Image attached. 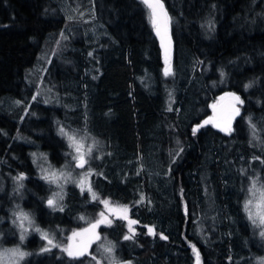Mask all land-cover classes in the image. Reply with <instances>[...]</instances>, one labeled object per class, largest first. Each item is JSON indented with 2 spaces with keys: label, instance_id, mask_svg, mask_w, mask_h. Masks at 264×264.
I'll return each instance as SVG.
<instances>
[{
  "label": "trees",
  "instance_id": "1",
  "mask_svg": "<svg viewBox=\"0 0 264 264\" xmlns=\"http://www.w3.org/2000/svg\"><path fill=\"white\" fill-rule=\"evenodd\" d=\"M161 2L170 66L144 0H0L4 197L19 170L29 179L20 198L37 210L52 198L57 180L42 176L39 161L65 171L72 130L98 152L91 192L63 185L56 222L92 218L95 193L133 205L142 225L167 237L140 229L121 240L119 260L262 264L264 235L245 201L253 186L264 190V0ZM231 93L243 101L232 129L194 134ZM1 201L0 223L9 207ZM22 264L74 263L49 255Z\"/></svg>",
  "mask_w": 264,
  "mask_h": 264
},
{
  "label": "flooded vegetation",
  "instance_id": "2",
  "mask_svg": "<svg viewBox=\"0 0 264 264\" xmlns=\"http://www.w3.org/2000/svg\"><path fill=\"white\" fill-rule=\"evenodd\" d=\"M28 181L29 179L27 178L26 173L20 172L19 170L18 173L13 176L14 185L10 186V190L7 192L8 194L6 202L9 206L6 207L5 211L7 215L1 217V220H3V218L5 220L1 221L0 223V240L2 242H5V244H8V246L17 248L19 247L20 250L24 251L27 250L29 253H31V257L58 255L70 262H73L74 264H80L79 262H83L88 258L93 259L92 253L99 246V244L104 245V250H107L109 248V244L114 245L112 250L109 251L114 254L122 252L123 247L121 246V240H125V236H131V238L135 237L137 233L140 232V229L142 231H145L152 237L161 238L162 234H158L156 229L151 228V226L148 225H142L140 223V220L136 218V216H134L136 210L134 209L135 207L133 205L123 204L114 200L109 201L104 198L91 199V201L98 207L95 211L96 213L92 215V218H88L91 222L85 221L88 224L83 222L78 223L77 218L69 220L67 222L63 221V219H61V221L59 222H56L54 220L57 219L56 215L52 216L50 213L53 211H61L60 209L62 207L57 206L56 204L54 207H50L48 205V200L52 198L39 199L37 201L40 205V208H38V210L36 209L37 206L35 207V204L37 205L36 200L33 202H26V200L24 201L23 198H20V190H23L27 187ZM0 182H2L3 184V179L2 181L0 180ZM103 201H108V205L106 206L104 203H102ZM109 202L120 206L130 205L132 210L129 215V219H126L124 221L114 220L112 216L106 213V209L109 207V205H111L109 204ZM36 210L39 212H37ZM12 211H17V215L12 216ZM21 211L25 212L28 215V220L32 221V224H30L28 221L23 222L24 224H30L28 226V235L26 234V237L24 235L22 236L20 232V220L22 217L19 213ZM101 213H104L105 222L100 223L97 226L98 239L93 242L87 243L83 247V249H81L83 250V255L69 256L67 251L63 256L62 254L58 253V250L64 244L66 248H70L73 253L81 251H78V248L83 243V239L79 236V234L86 230L88 227H91L92 224H95L97 220H100ZM130 221H136L137 223L130 225ZM36 229H39L40 231H37ZM115 229L123 230L124 234L117 236L116 232L110 233L111 230ZM149 229H153V232L150 233ZM44 233L47 234V239H45L43 235ZM74 233H76L77 235H74ZM112 235L118 237V240L116 241L115 239L110 238ZM21 237H23V239H21ZM49 240L52 241L51 244H49ZM31 257L27 259H30Z\"/></svg>",
  "mask_w": 264,
  "mask_h": 264
},
{
  "label": "rangeland",
  "instance_id": "3",
  "mask_svg": "<svg viewBox=\"0 0 264 264\" xmlns=\"http://www.w3.org/2000/svg\"><path fill=\"white\" fill-rule=\"evenodd\" d=\"M167 64L168 66L171 65L170 57L167 59ZM53 76L56 77L55 74H53ZM55 85L58 88L61 87V84L59 83V81ZM48 88L51 89L50 86H48ZM235 97H238V96L233 93L222 95L217 100V102L213 105L212 115L208 119L205 120L209 122L205 124V121H204L201 125L203 126L212 125L213 127L222 130L219 127L220 122L222 123V121H219V119L217 118L216 110L219 107V105L223 101H225L227 98H234L236 101L238 112L231 114L227 120V123H229V126H230L228 131H230L232 129V124H233L234 119L237 117V115L240 112L239 105L241 103L240 102L241 100L240 98L239 100H237ZM65 136L67 138V141L70 147V154L64 165V168L66 169L65 171H57V172H55L54 170L49 171L48 169H46L47 166L45 165V161L43 159L39 161V170L41 171L42 176L48 178L47 180H57V182L56 181L51 182L55 186L52 199H54V202L56 205H59L62 203L61 198L65 194L64 193L65 189L63 185L67 186L69 184H76V186L79 189L82 190V187H83V191L85 192L89 191L88 186L90 185V178H91V172H92L91 167L89 166L91 165L93 154L95 153V156H96V153L98 152V147L97 146L95 147V144H93V141L90 138H88L86 134L68 130V131H65ZM69 137H73L77 145L80 146L79 153L76 152L74 147L70 146ZM89 150H90V154H89ZM79 155H83L84 159L87 161V163H85L86 167L84 166L82 169L76 168V165L78 164V162L76 159H73V156L78 157ZM89 172L90 174L85 176V173H89ZM2 179L3 177L0 176L1 181ZM80 181H84V184L81 185ZM16 182H17V179H16ZM2 198L7 199V194L4 197V189L2 186V182H0V201L2 200ZM109 204H112V203L109 202ZM245 205H247L246 207L247 211L249 215L252 217L253 221L256 223L259 229L264 233V190L257 186H253L247 193ZM21 213H25V212L21 211L19 214ZM13 215H17V211H14V212L12 211V216ZM26 221L29 222V220H24L22 218L20 220V227H21L20 232L22 236L24 235L25 237L28 235V226L30 225L29 223L28 224L23 223ZM85 221L88 222L90 220L88 218L87 219L84 218L82 219L81 223L82 222L86 223ZM103 246L104 245L99 244V246L92 253L94 260L88 258L87 260L83 262H79V263L80 264H132L129 261L126 262V261L119 260V257L117 256V254L109 252L108 250H104ZM15 248L17 247L8 246V244H5L4 242L0 240V264H22L27 258L31 257V253H29L27 250L24 251L20 249L19 250L21 252L27 253V255H25L22 259H16V258L10 259L4 255L5 249H15ZM64 249H66L65 244L62 245V247L58 250V253L62 254V256L66 254V251Z\"/></svg>",
  "mask_w": 264,
  "mask_h": 264
},
{
  "label": "water",
  "instance_id": "4",
  "mask_svg": "<svg viewBox=\"0 0 264 264\" xmlns=\"http://www.w3.org/2000/svg\"><path fill=\"white\" fill-rule=\"evenodd\" d=\"M145 1V0H144ZM151 3H155V0H149ZM159 3L163 5V9H156V15H155V20H156V34L157 30L159 29V35L158 39L161 43V46L165 52L166 57H169L170 53V48H171V36H170V26H169V16L168 13L165 9L164 4L159 0ZM152 10V9H151ZM166 13V15H165ZM237 112V106H236V101L234 98H227L225 101H223L219 107L216 110V116L219 119L220 122V128L223 131H228L229 130V123H227V120L231 114H234ZM77 169H82L83 167H79L78 164L76 165ZM127 209L126 212L123 211V209ZM131 206L130 205H116V204H111L109 207L106 209V213L109 214L114 218L116 221H124L126 219H129V215L131 213ZM127 218H124V217ZM79 236L83 239V243L79 246L78 251L83 249V247L90 242L95 241L98 239V234H97V227L92 230L91 227H88L86 230L81 232ZM196 264H200L199 260H197Z\"/></svg>",
  "mask_w": 264,
  "mask_h": 264
},
{
  "label": "snow or ice",
  "instance_id": "5",
  "mask_svg": "<svg viewBox=\"0 0 264 264\" xmlns=\"http://www.w3.org/2000/svg\"><path fill=\"white\" fill-rule=\"evenodd\" d=\"M145 2L148 4L149 8L152 9V13H153V21L152 22L155 24L154 17L156 15V9L159 8V9L162 10L163 9V5L161 3H159V0H155V3H151V2H149V0H145ZM165 15H166V13H165ZM157 34L158 35L160 34L159 33V29L157 30ZM165 74L166 75L169 74V70L168 69L165 70ZM235 98L237 100H239V97H235ZM240 102L243 103V101H240ZM237 112H238V109H237ZM208 122L209 121H205V124H207ZM202 126L203 125H198L197 129H194V134H195V131L198 130L199 127H202ZM62 134H63V131H62ZM69 141H70V146L74 147L76 152L79 153L80 152V146L77 145V143L75 142L74 138L73 137H69ZM89 154H90V150H89ZM73 159L77 160L79 167H84L85 163H87V161L84 159L83 155H79L78 157L77 156H73ZM89 174H90V172L89 173H85V176H87ZM80 183H81V185H83L84 181H80ZM261 187H264V185H262ZM82 190H83V187H82ZM88 190L91 192V186L90 185L88 186ZM92 195H93V199H95L96 198L95 193H93ZM102 203H104L106 206L108 205V201H103ZM48 205L50 207H54L55 206L54 200L53 199H49L48 200ZM246 207H247V205H246ZM60 210L62 211L63 209L61 208ZM123 211L126 212L127 209L125 208V209H123ZM20 215H21L22 219L28 220V215L26 213H21ZM100 215H101V219L97 220V222L95 224H92V226H91L92 230H94L100 223H104L105 222L104 213H101ZM124 218H127V217L125 216ZM29 223L31 224L32 221L29 220ZM135 223H137V222L136 221H130V225L131 224H135ZM36 230L40 231L39 229H36ZM149 232L152 233L153 229H149ZM43 235H44L45 239L48 238L46 233H44ZM74 235H77V234L74 233ZM262 235H264V233H262ZM130 238H131V236H125L124 237V239H126V240L130 239ZM161 238L162 239H167V237H164L163 235H161ZM21 239H23V237H21ZM51 243H52V241L49 240V244H51ZM113 247H114V245L109 244V248L107 250L111 251ZM64 250L68 252L69 256L83 255L84 254L83 250H81V251H79L77 253H73V251L70 248H66ZM4 255L6 257L10 258V259L11 258L22 259L25 255H27V253L21 252L19 250V248H15V249H5L4 250ZM93 259H94V257H93ZM197 260H199V256L198 255H197ZM262 264H264V262H262Z\"/></svg>",
  "mask_w": 264,
  "mask_h": 264
}]
</instances>
